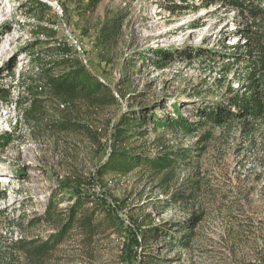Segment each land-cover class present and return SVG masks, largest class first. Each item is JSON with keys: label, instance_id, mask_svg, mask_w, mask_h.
Instances as JSON below:
<instances>
[{"label": "rangeland", "instance_id": "1", "mask_svg": "<svg viewBox=\"0 0 264 264\" xmlns=\"http://www.w3.org/2000/svg\"><path fill=\"white\" fill-rule=\"evenodd\" d=\"M38 1L50 9L0 0V253L12 252L24 264L14 244L55 234V225L41 218L55 195L67 210L74 189L101 197L122 233L96 240L94 259L72 237L44 264H264V147L251 149L238 122L184 137L155 135L149 120L148 140L158 136L192 149V161L169 174L167 185L165 173L103 179L97 173L112 149L113 124L128 110L160 119L179 111L196 121L198 111L228 103L226 91L238 88L232 74L245 66L226 48L238 41L236 12L202 7L201 0L193 1L198 10L175 13L165 7H174L170 0H101L94 9H88L91 0ZM37 41L43 44L33 50ZM46 42L57 51H48ZM63 44L70 52L58 51ZM67 56L109 88L114 104L98 109L84 98L66 101L46 85L42 68ZM60 114L88 126L99 143L61 132ZM207 133L211 139L198 144ZM196 182L201 189L192 197ZM178 193L184 200L176 203ZM192 214L204 217L189 247L171 251L160 236L144 256L140 242L148 224H164L168 232ZM7 262L0 254V264Z\"/></svg>", "mask_w": 264, "mask_h": 264}, {"label": "trees", "instance_id": "2", "mask_svg": "<svg viewBox=\"0 0 264 264\" xmlns=\"http://www.w3.org/2000/svg\"><path fill=\"white\" fill-rule=\"evenodd\" d=\"M99 1L101 0H91L88 9H94ZM170 1H173L174 7L168 5L165 7L173 13L180 9L190 8L196 11L199 8L194 6V0ZM191 2L193 4H190ZM201 2L202 7L205 8L219 5L227 12H236L235 19L238 27L235 29L234 36H238V41L236 45L226 46V48L233 50V58L237 64H245L240 71L236 70L232 74L233 77L236 76L234 80L237 82L238 88L236 90L232 87L228 88L226 93L230 97L227 104L226 102L218 103L207 110L198 111V120L196 121H190L181 116L177 105L175 111H178V116H167L163 119L149 116V114L139 115L134 113V110H128L113 124L112 149L106 161L98 168L99 179L109 175L127 177L137 171L152 174L165 173L166 179L161 180V183L167 185L172 180V178H167L169 174H173L192 161L190 147L169 146L164 144L158 136L154 140H148V130L144 127L149 120L154 125L153 134L155 135L162 131V133H180L184 137H190L208 125L230 128L235 122H238L251 149L257 148L258 144L264 147V0H201ZM32 4L42 10L50 9L42 1L32 0ZM41 44L43 43L37 41L31 48L34 50ZM46 45H48V51H57L51 46L52 43L46 42ZM58 51L68 53L70 49L66 44H63ZM160 55L157 57H163ZM35 58L41 59L39 54ZM15 67L16 65L12 66L11 70L13 71ZM54 68H61L63 71L59 74H52ZM226 72L230 74L231 68H227ZM41 76L46 79V85L58 97L64 98L66 101L84 98L90 105L98 109L114 104L115 98L109 88L92 75L76 58L67 56L52 61L47 68H42ZM2 92L1 90L0 97ZM60 118L62 121L57 124H59L58 128L61 132L81 134L93 142L99 143L97 135L88 126L71 120L64 114H60ZM210 139L211 134L207 133L199 139L198 144ZM202 150L205 151L206 148L202 147ZM259 179L257 178V180ZM239 181L242 182L240 179ZM193 185L191 189L194 191L190 195L192 197L196 195L197 190L201 189L200 182ZM4 197L5 195L0 196V198ZM56 197L55 195L49 202L44 217L41 219L54 224L57 232L44 242L20 240L14 244L18 251L23 253L24 264H44L45 261L53 257L56 249L72 237H77L82 248L86 252L88 251L86 255L94 259L96 240L101 236L121 235L119 219L106 206V202L101 197L73 189V197L69 198L72 203L67 210L59 208V200ZM183 200L184 195L175 194L174 201L176 203ZM203 217L204 215L192 214L189 219L173 224L171 232L166 231V225L153 226V222H151L143 232L140 242L144 256H148L147 247L160 236L167 238L171 251L189 247L194 231ZM149 218L146 216V219ZM11 253L0 254L4 259H8V264H21L20 258ZM145 260L147 261V259H144V263Z\"/></svg>", "mask_w": 264, "mask_h": 264}, {"label": "built area", "instance_id": "3", "mask_svg": "<svg viewBox=\"0 0 264 264\" xmlns=\"http://www.w3.org/2000/svg\"><path fill=\"white\" fill-rule=\"evenodd\" d=\"M235 110V109H234Z\"/></svg>", "mask_w": 264, "mask_h": 264}]
</instances>
